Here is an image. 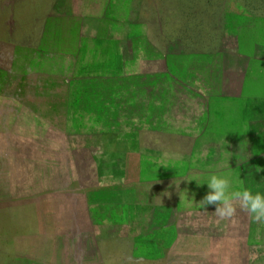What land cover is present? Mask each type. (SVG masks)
<instances>
[{"label":"rangeland","instance_id":"1","mask_svg":"<svg viewBox=\"0 0 264 264\" xmlns=\"http://www.w3.org/2000/svg\"><path fill=\"white\" fill-rule=\"evenodd\" d=\"M213 172L264 192V0H0V264H264Z\"/></svg>","mask_w":264,"mask_h":264},{"label":"clouds","instance_id":"2","mask_svg":"<svg viewBox=\"0 0 264 264\" xmlns=\"http://www.w3.org/2000/svg\"><path fill=\"white\" fill-rule=\"evenodd\" d=\"M191 180L196 181L194 178ZM204 184L209 191L200 201L203 208L215 205L217 216L221 219L231 218L236 212V203H238L240 209L249 213L253 220L264 222V192L253 191L244 187L238 178L233 179L226 174L215 172L210 173L205 181L198 185Z\"/></svg>","mask_w":264,"mask_h":264},{"label":"crops","instance_id":"3","mask_svg":"<svg viewBox=\"0 0 264 264\" xmlns=\"http://www.w3.org/2000/svg\"><path fill=\"white\" fill-rule=\"evenodd\" d=\"M23 67H26V65H23Z\"/></svg>","mask_w":264,"mask_h":264}]
</instances>
